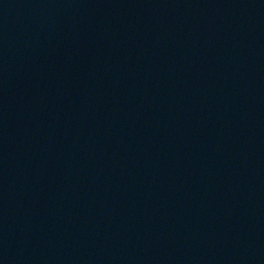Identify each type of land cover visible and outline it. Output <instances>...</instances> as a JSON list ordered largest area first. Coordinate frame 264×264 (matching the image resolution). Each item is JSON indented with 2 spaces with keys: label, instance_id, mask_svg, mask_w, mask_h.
<instances>
[{
  "label": "water",
  "instance_id": "1",
  "mask_svg": "<svg viewBox=\"0 0 264 264\" xmlns=\"http://www.w3.org/2000/svg\"><path fill=\"white\" fill-rule=\"evenodd\" d=\"M0 264H264V0H0Z\"/></svg>",
  "mask_w": 264,
  "mask_h": 264
}]
</instances>
